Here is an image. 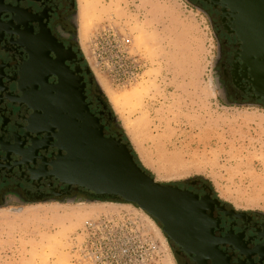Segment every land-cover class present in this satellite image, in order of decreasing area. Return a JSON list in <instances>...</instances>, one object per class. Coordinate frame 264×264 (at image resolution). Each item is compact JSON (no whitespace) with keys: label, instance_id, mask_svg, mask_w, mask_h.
<instances>
[{"label":"rangeland","instance_id":"374dc122","mask_svg":"<svg viewBox=\"0 0 264 264\" xmlns=\"http://www.w3.org/2000/svg\"><path fill=\"white\" fill-rule=\"evenodd\" d=\"M79 8L84 59L143 167L163 185L201 181L234 209L264 215V109L224 100L206 15L186 0ZM113 204L0 209V264H178L153 219Z\"/></svg>","mask_w":264,"mask_h":264},{"label":"flooded vegetation","instance_id":"af4514ba","mask_svg":"<svg viewBox=\"0 0 264 264\" xmlns=\"http://www.w3.org/2000/svg\"><path fill=\"white\" fill-rule=\"evenodd\" d=\"M186 2L215 29L216 76L226 103L264 109V0ZM79 33V0H0V209L124 203L53 176L52 164L66 152L56 147L39 105L59 84L55 73H65L64 67L85 84L86 101L105 126V136L127 143L98 93ZM165 185L174 215L183 219L174 221L173 236L166 234L178 264H264V215L234 209L201 181Z\"/></svg>","mask_w":264,"mask_h":264},{"label":"water","instance_id":"95a60500","mask_svg":"<svg viewBox=\"0 0 264 264\" xmlns=\"http://www.w3.org/2000/svg\"><path fill=\"white\" fill-rule=\"evenodd\" d=\"M64 68L65 73H55L59 84L51 96L45 103L41 99L39 105L46 114L42 122L46 121L48 131L55 134L56 147L66 152L52 164L53 176L69 187L134 205L154 221L159 220L165 235L173 236L177 228L174 221L183 219L174 215L176 207L168 201L170 187L137 164L128 143L105 136V126L86 101L85 84Z\"/></svg>","mask_w":264,"mask_h":264},{"label":"trees","instance_id":"16d2710c","mask_svg":"<svg viewBox=\"0 0 264 264\" xmlns=\"http://www.w3.org/2000/svg\"><path fill=\"white\" fill-rule=\"evenodd\" d=\"M124 138L128 140L127 136L124 135ZM131 150H132V153H133V156L135 157V160L137 162V164L149 175H151L150 171H148L147 169H145L142 165V163L140 162L139 158H138V155L136 154V152L133 150L132 146L130 145L129 141H127ZM152 176V175H151Z\"/></svg>","mask_w":264,"mask_h":264},{"label":"bare ground","instance_id":"6f19581e","mask_svg":"<svg viewBox=\"0 0 264 264\" xmlns=\"http://www.w3.org/2000/svg\"><path fill=\"white\" fill-rule=\"evenodd\" d=\"M83 16H84V18H86V12L84 11L83 12ZM111 205H114L113 203H110Z\"/></svg>","mask_w":264,"mask_h":264}]
</instances>
